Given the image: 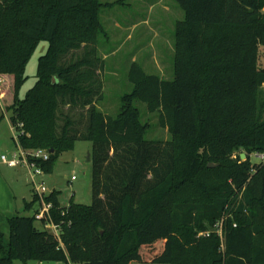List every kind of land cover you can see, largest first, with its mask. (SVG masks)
I'll list each match as a JSON object with an SVG mask.
<instances>
[{"label":"trees","instance_id":"trees-1","mask_svg":"<svg viewBox=\"0 0 264 264\" xmlns=\"http://www.w3.org/2000/svg\"><path fill=\"white\" fill-rule=\"evenodd\" d=\"M174 1L184 11L175 22L174 78L133 62V90L112 117L98 107V45L108 37L101 12L124 1L0 0V96L18 144L48 150L36 162L50 174L76 141L92 143L91 204L72 196L62 206L53 189L45 199L58 235L35 213L8 218L0 264H264V162L250 158L264 154V0ZM42 40L47 51L22 96ZM136 101L158 113L170 139L147 138L152 125ZM76 108L86 109L82 128ZM36 203L34 194L26 210ZM222 219L221 237L214 229Z\"/></svg>","mask_w":264,"mask_h":264},{"label":"rangeland","instance_id":"rangeland-1","mask_svg":"<svg viewBox=\"0 0 264 264\" xmlns=\"http://www.w3.org/2000/svg\"><path fill=\"white\" fill-rule=\"evenodd\" d=\"M104 3L124 1L113 7H104L101 12V21L108 33V37H101L99 41V54L104 58L102 72L103 90L102 99L98 102L99 109L106 115L116 116L121 107V98L133 90L129 80V69L133 62L139 63L149 74H156L164 79L174 78V32L175 22L183 18L184 11L174 0H102ZM48 42H39L28 65L26 75L28 79L22 86L20 94L23 96L34 85L39 58L45 54ZM81 50L75 54H81ZM71 55L68 56V58ZM259 65L264 66V46L260 47ZM142 114V120L152 125L147 138L151 140L170 139L167 128L159 124L158 113H150L145 103L136 101ZM69 107H65L67 112ZM11 112L4 104H0V168L9 169L2 162V155L12 156L17 151L14 133L10 123ZM71 114L77 119L82 128L87 122L86 109H72ZM90 141L78 140L72 150L63 152L55 166L53 173L44 176L45 184L50 188L54 186L60 191V201L67 205L73 200L83 204L92 202V164L88 161L91 153ZM242 153L246 154L245 151ZM234 156H238V151ZM242 158V159H246ZM253 162H264L257 152L250 154ZM19 182L30 186L28 174L21 170L18 174ZM73 176L75 178H73ZM38 206V205H37ZM39 225V224H38ZM0 228L8 234L9 224H0ZM54 232V230H51ZM200 235V234H199ZM31 261L29 264H34ZM45 264L57 262L48 261ZM16 264H24L18 260ZM168 264V263H165Z\"/></svg>","mask_w":264,"mask_h":264},{"label":"built area","instance_id":"built-area-1","mask_svg":"<svg viewBox=\"0 0 264 264\" xmlns=\"http://www.w3.org/2000/svg\"><path fill=\"white\" fill-rule=\"evenodd\" d=\"M1 81V80H0ZM0 104H2L1 96H0ZM14 140L17 144V151L13 153L12 156L2 155V161L9 167H17L23 166L29 175L30 182L33 187V192L39 198L40 208L35 212V218L38 221H43L44 219L49 220L48 223L44 225V228L49 230H54V233L58 235L57 226L51 221L50 209L52 208V203L48 202L45 197L52 191L48 186H46L45 182L40 179L42 175H44V170L37 165L36 160H48L50 152L46 149H35L31 151H27L23 149L18 144V133L15 130V127L11 124ZM258 157L264 161V154L257 153ZM73 178H75L73 176ZM223 219L216 223L215 229L219 235L222 237V226ZM210 231L200 232V235H209Z\"/></svg>","mask_w":264,"mask_h":264},{"label":"crops","instance_id":"crops-1","mask_svg":"<svg viewBox=\"0 0 264 264\" xmlns=\"http://www.w3.org/2000/svg\"><path fill=\"white\" fill-rule=\"evenodd\" d=\"M9 169H18V170L11 171L0 168V224H6V222H8V218L16 214L32 215L40 208V203H36L31 210H26V203L32 201L34 198L33 187L30 182L29 175L27 179L30 183L31 188L30 187L28 188V186H24L23 184H21L19 182V178L17 174L21 170H25L26 172L27 170L23 166L9 167ZM45 175L47 174H44L40 177V179L43 180L44 182H45L44 180ZM50 189L53 190L55 189V187L50 186ZM61 205L66 206L63 205L62 203ZM31 261L33 260L24 262V264H29ZM34 264H45V263L41 261H35ZM55 264H60V263H55ZM134 264H165V263H134Z\"/></svg>","mask_w":264,"mask_h":264},{"label":"water","instance_id":"water-1","mask_svg":"<svg viewBox=\"0 0 264 264\" xmlns=\"http://www.w3.org/2000/svg\"><path fill=\"white\" fill-rule=\"evenodd\" d=\"M54 81H55V78H54ZM245 157H246V154L242 153L241 158H245ZM88 161H91V153L88 154ZM209 166L213 167V166H215V164L210 163Z\"/></svg>","mask_w":264,"mask_h":264}]
</instances>
